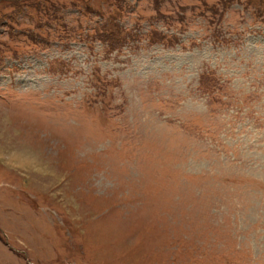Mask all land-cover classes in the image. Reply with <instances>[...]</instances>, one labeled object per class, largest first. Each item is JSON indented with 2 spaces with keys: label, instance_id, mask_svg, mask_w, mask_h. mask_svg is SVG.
Returning a JSON list of instances; mask_svg holds the SVG:
<instances>
[{
  "label": "rangeland",
  "instance_id": "1",
  "mask_svg": "<svg viewBox=\"0 0 264 264\" xmlns=\"http://www.w3.org/2000/svg\"><path fill=\"white\" fill-rule=\"evenodd\" d=\"M0 264H264V0H0Z\"/></svg>",
  "mask_w": 264,
  "mask_h": 264
}]
</instances>
